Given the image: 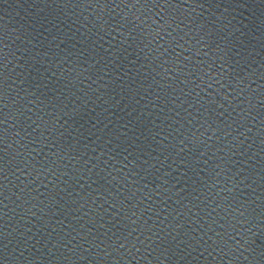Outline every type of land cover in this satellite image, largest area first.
Here are the masks:
<instances>
[{
  "label": "water",
  "instance_id": "1",
  "mask_svg": "<svg viewBox=\"0 0 264 264\" xmlns=\"http://www.w3.org/2000/svg\"><path fill=\"white\" fill-rule=\"evenodd\" d=\"M0 95V264H264V0H0Z\"/></svg>",
  "mask_w": 264,
  "mask_h": 264
},
{
  "label": "snow or ice",
  "instance_id": "2",
  "mask_svg": "<svg viewBox=\"0 0 264 264\" xmlns=\"http://www.w3.org/2000/svg\"><path fill=\"white\" fill-rule=\"evenodd\" d=\"M95 2H96L97 4H99V3H101V0H95ZM137 2H139V0H137ZM164 2H165V3H168L169 0H164ZM165 23H167V21H165ZM120 27H123V25H120ZM161 27H162V25H161ZM168 34L171 35V32H169ZM199 42H200V41L198 40L197 43H199ZM178 46H179V45H178ZM165 52H167V49H165ZM175 55H176V57H179V53H176ZM185 59H187V57H185ZM209 87H211V85H209ZM0 100H3V96H2V95H0ZM130 235H131V234H130ZM139 242H140V243H143V241H139ZM119 247H120V248H124L125 245H124V244H120ZM132 247L135 248V244H133ZM136 251H139V249H136Z\"/></svg>",
  "mask_w": 264,
  "mask_h": 264
}]
</instances>
